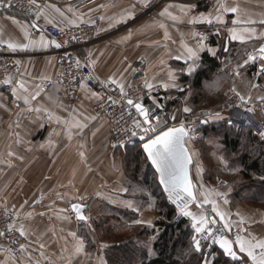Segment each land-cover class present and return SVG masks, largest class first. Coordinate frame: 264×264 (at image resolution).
<instances>
[{"label": "crops", "instance_id": "1", "mask_svg": "<svg viewBox=\"0 0 264 264\" xmlns=\"http://www.w3.org/2000/svg\"><path fill=\"white\" fill-rule=\"evenodd\" d=\"M103 1L95 0L89 4H82L79 8L50 4L42 17L47 22L66 26L77 23L93 11L100 10L101 20L97 27L96 39L94 44L92 43L94 46L90 48L91 62H95L94 65L92 63L95 77L115 78L127 86L136 76L139 66L142 69L140 79L143 81L147 78L153 83L161 79L166 80V73L171 70L175 73L179 88L165 90L156 87L157 93L150 97L162 106L167 107L168 103V106H178L182 99L179 95L184 91L183 85L186 83L183 75H189L183 44L195 46L196 38L191 33L205 35L207 47L217 52L216 56H212L207 50L201 52L196 71L204 67L203 58L209 55L221 62L222 67L215 74H221V77L217 78L223 81L229 80V77L235 78L233 74L235 68L231 69L227 65L224 56L229 52L227 50L230 42L234 45L243 44L247 52L258 50L264 44V25L259 23L260 20H264V0H227L229 5H239L240 14L239 16L234 13L225 14L223 19L227 23L223 25L188 23L191 18L202 15L214 16L218 0L194 2L163 0L157 5L156 2L161 0H115L109 5H104ZM187 4H194L196 7L186 14L182 11V6ZM151 7L156 8L157 13V17L152 21L146 19L149 15L146 12H149ZM57 8L60 12L55 11ZM166 8L168 13L178 17L177 21H173L168 14L160 15ZM237 19H250L257 23L233 24L232 22ZM149 24L159 25L158 32H147ZM139 25H142V31L145 30V33L139 32ZM233 27L241 30L252 27L256 29V34L254 38L247 39L246 33L244 41L231 40L229 29ZM25 31L29 34L27 37L24 35ZM165 32L169 38H165ZM129 33L130 38L123 39L129 36ZM41 35L46 41H51L43 30L36 28L26 19L0 11L1 44L7 46L8 42L27 43L28 39L39 40ZM220 46L224 52L218 51ZM55 48L54 44L49 43L45 48L14 51L21 54L22 63L21 72L14 81L13 88H17V92L14 93L13 90L11 93L5 92L0 82V122L9 120L8 117L11 115V120L15 122L14 136L19 139L16 142L19 148L16 145L15 148H0V209L14 211L18 217V227L23 224L29 230L31 235L27 239L24 238V243L29 245L33 260H39L40 264H68L69 259L71 264H100L101 260L108 264L107 250L115 245L117 239L101 235L103 227L101 224L104 220H110L111 229L118 228L116 237H123L130 227L138 226L134 223L135 220L151 221L153 226L160 215L149 198L151 196L149 191L142 189L140 193L135 188L126 164L127 149L112 147L110 121L94 113L92 106L96 97L92 95L93 92L83 88L76 100L71 101L58 95L57 86L53 88L45 86L47 81L53 80L56 76V54L53 52ZM245 49L235 51L234 55L245 56ZM177 56L182 58L176 59ZM253 77H255L253 72L244 65L241 76L237 80H232V85L226 83L223 90L226 92V89L235 84L242 94L250 92L253 100L259 101L257 98L264 96V92L259 87L250 89L249 82L253 83ZM21 81L28 89L26 93L29 96L28 104L19 98L23 94L18 88ZM262 86L264 87V84ZM37 90L40 91V95L32 100L31 96ZM64 120L70 122L79 120L87 123L88 127L82 133L73 129L69 138L68 126L63 123ZM0 131L5 135V131L2 129ZM189 149L194 160L192 176L197 200L200 202L205 197L216 200L220 210L230 216L233 228L225 235L234 240L239 231L241 236L264 239V208L235 199V188L231 185L232 177L228 174V162L223 155L225 148L206 150L194 148L189 144ZM10 152L14 155L9 156ZM81 152L84 153L83 157L80 155ZM142 158L144 172L149 171V162L145 160V156ZM219 181L222 183L220 186L217 184ZM124 188L129 191L124 193L122 191ZM216 193H224L229 203L225 205L223 198ZM80 197L84 199L81 201ZM112 200L115 202H111ZM127 200L132 201L134 207H138L140 211L125 207L122 202ZM76 202L86 205L84 213L91 217L88 222L91 229L87 223L76 220L71 209V204ZM191 204L189 210L196 214L197 218L204 213L205 207L209 208L210 217L216 215L211 204L205 203L203 207H199L195 203L194 208H191ZM117 210L137 215L130 220L123 219L122 213ZM64 216L68 219L61 218ZM175 218L173 222H176ZM216 218L219 220V217ZM241 220L243 224L237 229L236 224ZM190 221L192 225V220ZM72 231L85 239V249L80 254H74L72 237L69 235ZM40 243L45 245L44 249H39ZM101 245L107 247L103 248ZM217 247L220 249L218 244ZM236 248L238 252V245ZM39 251H44L50 259L40 257ZM209 254L211 252H205V257L212 264L214 254ZM3 256L4 254L0 253V258ZM18 257H21L19 264H29L26 254L22 253ZM238 257L229 258L239 264H252L250 258L245 260L246 254L238 252ZM10 264H17V261L12 260Z\"/></svg>", "mask_w": 264, "mask_h": 264}, {"label": "snow or ice", "instance_id": "2", "mask_svg": "<svg viewBox=\"0 0 264 264\" xmlns=\"http://www.w3.org/2000/svg\"><path fill=\"white\" fill-rule=\"evenodd\" d=\"M30 6L36 8V17L37 20L40 19L41 16L44 15V9L37 4L36 0H29ZM12 7L11 0H0V8H10ZM196 6L194 4H187L182 6V11L186 14L190 13ZM56 12H60V9H55ZM130 11V10H126ZM216 14L213 16L212 14L202 15L198 18H191L188 23L197 24V23H206L209 25L212 24H226L227 21L223 19L224 15L227 13H234L237 16L240 14L239 5H229L227 0L224 2H220L218 0V6L215 10ZM61 16L63 13H60ZM168 14L173 21H177L178 17L172 16L168 13L167 8L160 13V15ZM18 23V22H17ZM233 24H246L251 25L257 23L255 20L237 19L232 22ZM260 24L264 25V20L259 21ZM160 27H165L164 25H160ZM219 31V29H218ZM231 33V40L244 41L245 34L247 33V39L254 38L256 34V29L252 27H247L244 29H238L237 27H233L229 29ZM25 37L29 34L27 31L24 33ZM192 36L196 38L195 46H189L187 43L183 44L184 47V57H186L187 63V72L189 75L193 74L197 68V61L200 59V53L207 50L211 53L212 56H216L217 52L213 48H208L205 44L207 37L200 33H191ZM129 36L124 37L123 39L130 38ZM165 38L168 37V33L165 32ZM75 39V37H72ZM49 43L55 44L56 47H61L59 43L55 41H46L43 35L40 36L39 40L28 39L27 43H14L8 42L7 47L12 51L16 50H27L29 48H45L49 46ZM257 54H248L242 63H238L234 69V76L240 77L242 74V69L244 65H247L250 61L255 62L259 56L261 61V72L264 73V45H262L258 50H255ZM181 56H177L176 59H181ZM190 62V63H189ZM77 66H80L79 60H77ZM94 65V61L92 62ZM164 64V61H161V65ZM87 79H91L89 76ZM111 83H117L119 85V93L122 99H126V104L128 108L134 109L133 111H129L128 115L131 118L129 125L123 129L125 133L128 135V140L130 141L132 137L139 136L141 138V144L139 145L141 151L145 154V160L148 161L151 165L155 166L156 171L159 174V183L163 185L164 191L167 193V198L173 203H175L176 208L180 216L189 217L192 220L191 227L194 229L196 235L191 237V244L188 249L183 251L181 254L187 257H191L193 254H200L199 264H210L209 259L203 255L204 247H207L204 244V241H211L212 244H218L220 249L223 250V253L228 257H232L233 259H237L238 252L242 254H246L245 260L250 258L252 264H264V239H257L255 237H247L241 236L239 231L235 239H229L226 232H231L233 228L232 221L230 216L220 210L219 205L216 200H210L206 197L200 201V207H203V204H211L213 207V212L216 214L211 219H209L206 215L201 213L199 218L194 214L191 210H189V204L197 201V195L195 192V185L193 184L191 174H190V165L193 162V155L188 147V141L192 139L190 133L193 131L192 129L185 126V123L181 121L178 126H168V122L162 120L160 115H156V110L162 107L161 104L154 101L153 108L150 109L144 105L141 98L137 96L135 99L131 98L130 92L125 90V84L119 82L115 78L110 80ZM7 83L11 84L12 80L9 79ZM220 79L217 78L212 84L208 85L211 90L217 89L220 87ZM83 88L84 85L82 84ZM131 87L130 85L128 86ZM156 87H161L165 90L168 89H178L179 85L176 83L175 73L169 70L166 73V80L161 79L156 81L155 83L149 82L147 78L143 80V88L151 92ZM250 89H255L259 87L258 84L249 82ZM19 90L23 93L19 98H22L25 104L29 103V96L26 95L28 89L25 87L24 83L21 81L18 85ZM183 91V89H180ZM240 101L241 105L251 104L253 97L251 93L242 94L237 90L235 84L230 89ZM13 92H17V88H13ZM40 95V91L37 90L32 96L31 99L35 100L36 97ZM92 95L96 96L97 99H100L98 93H93ZM108 99L113 103H117L113 97L109 96ZM257 99L264 104V96H259ZM248 112H255V107H248L246 109ZM40 111V109H37ZM192 109L189 107H184V113H191ZM51 115V114H50ZM94 118V117H93ZM177 117L172 115L171 120L175 121ZM216 119H220L219 113H216ZM63 123L68 126L69 138H71V132L73 129L77 130L79 133H82L85 128L88 127L87 123L80 122L79 120H74L72 122L68 120H64ZM203 123H208V120H204ZM227 123H230L228 121ZM163 124V127L161 126ZM94 136L95 133H92ZM261 138H264V132L258 133ZM121 144H124L127 147V143L124 140H118L117 144L112 145V147H119ZM43 146V145H42ZM9 156L14 155L13 153H9ZM80 155L83 157L84 153L81 152ZM23 159V157H20ZM124 193H127L129 189H122ZM142 191V189H141ZM217 196L223 198V203L227 205L229 201L226 198L224 193H216ZM81 201L84 199L80 197ZM111 202H115L112 200ZM123 205L129 209H133L136 212H139L140 209L138 207H134L133 202L130 200L123 201ZM154 206V202H152ZM86 205L81 203H73L71 204V209L75 213V218L77 221H82L87 223L89 229H91V224L88 223L91 220V217L84 214V209ZM67 211V210H62ZM31 216V213L28 214ZM41 215H44L41 213ZM239 215V213H237ZM219 217V220L216 219ZM62 219L67 220L68 217H61ZM135 224L152 226L151 221H145L143 219H138L134 221ZM220 223L221 227L214 229L212 225ZM243 224V221H238L236 224L237 229L240 228V225ZM16 225L8 224L7 225V233L5 231H0V237H4L6 234H10L12 229L15 228ZM18 234L20 237L25 239L28 238L31 233L26 227L21 224L17 228ZM94 231V230H93ZM153 231H156L153 228ZM246 232L247 229H244ZM72 237L74 254H80L84 252L85 249V239L83 236L78 235L77 232L72 231L69 233ZM157 235H153L148 238L147 241L144 242V249L146 255H155L156 251L154 248V242L157 241ZM12 243L19 244V252L26 254L27 260L29 264H40L39 260H33L31 252L29 250V245L26 243H22L19 240H13ZM238 245V252L236 246ZM101 247L106 248L107 245H101ZM45 245L43 243L39 244V249H44ZM64 251V250H62ZM0 253H3V258H0V264H10L12 260H16L17 264L21 257H18L16 252H14L11 248H4L0 246ZM40 257H43L45 260H49L50 258L45 255L44 251L38 252ZM211 255V254H209ZM68 264H71V260H68ZM100 264H106V261L101 260ZM214 264V260L212 261Z\"/></svg>", "mask_w": 264, "mask_h": 264}, {"label": "built area", "instance_id": "3", "mask_svg": "<svg viewBox=\"0 0 264 264\" xmlns=\"http://www.w3.org/2000/svg\"><path fill=\"white\" fill-rule=\"evenodd\" d=\"M95 0H36L37 4L40 5L44 10L48 8L50 4H55L60 7L70 5L74 8H79L82 4H89ZM115 0H104V5H109ZM184 1H196V0H184ZM12 7L0 8V11L6 12L19 16L31 22L36 28L43 30L51 41H56L61 47H56L53 52L56 54V76L53 80L46 82L47 88H53L57 86L58 95L66 97L71 101L76 100L83 88L91 90L93 93H98L100 99L95 98L93 103V111L98 117L108 118L110 121L111 129V144H117L118 140H124L127 145L139 143L141 144V138L139 136L132 137L128 140V135L123 131L125 127L129 125L130 117L129 109L126 104V99H122L119 93V85L117 83H111V79H99L96 78L93 72L92 65L89 60L87 48L95 41L96 31L98 24L101 20L100 10L93 11L87 14L84 19L74 24L61 26L55 23H50L45 20L44 17H40L37 20L36 8L30 6L29 0H11ZM75 37V39H72ZM257 54L255 50H249L248 54ZM77 60L80 62V66H77ZM249 65L253 69L257 70L258 75L261 73L262 78L264 73L261 72V61L259 56L255 62H249ZM22 69L21 54L12 51L7 46L0 43V82L2 83L3 89L7 93H11L14 87V81L20 74ZM142 69L139 66L136 70V76L125 86V90L130 92L131 98L135 99L139 96L144 105L150 109L153 108L154 100H151L158 89L154 88L149 92L143 88V81L140 79ZM91 76V79H87ZM11 79L12 83L9 84L7 81ZM84 85L82 88L81 85ZM259 85V83H256ZM131 86L130 88L128 86ZM111 96L117 101L113 104L108 97ZM96 97V96H95ZM231 104H229L231 110L240 111L242 113V124L248 126L253 134L262 142L264 138H261L258 133L264 132V121L257 115V111L264 112V104L260 101L257 102L259 110L255 109V112H248V107H254V103L241 105L238 98L234 95L230 96ZM210 112L205 111L196 114L194 117L205 118ZM156 115H160L162 120L168 122V126H173L170 123L164 108L156 110ZM163 127V124L161 125ZM186 126V125H185ZM190 129L193 131L190 133L193 136L195 130V124H189ZM186 126V127H188ZM199 132L203 133L202 129ZM197 133V137L199 136ZM125 146L121 144L119 147ZM116 147V148H119ZM184 219V216H180L178 213L175 220L179 222ZM14 224L15 228L12 229L10 234H6L4 237H0V246L4 248H11L16 252L17 256L22 253L19 252V244L12 243L13 240H19L24 243V238L20 237L17 231L18 228V217L14 211L6 208L0 209V231L7 233V225ZM214 229L220 228L221 226H212ZM207 247H204L206 253L211 252L215 245L211 241H204Z\"/></svg>", "mask_w": 264, "mask_h": 264}, {"label": "trees", "instance_id": "4", "mask_svg": "<svg viewBox=\"0 0 264 264\" xmlns=\"http://www.w3.org/2000/svg\"><path fill=\"white\" fill-rule=\"evenodd\" d=\"M235 46V45H234ZM232 49L230 53L235 54L236 52ZM233 51V52H232ZM203 65L197 70L194 75L185 74L183 80L188 87L195 90V97L192 103L200 106H210L208 103L211 101V108L221 106L224 103V90L223 86L226 81L220 79V87L211 90L208 85L212 84L217 77L215 74L221 67V62L216 58L209 55H205L203 58ZM232 79L231 77H229ZM225 79V77H224ZM232 84V80L229 81V85ZM204 88H207V92H204ZM216 91V93H215ZM218 94V95H217ZM216 95V96H215ZM215 96V97H213ZM215 98V99H210ZM209 101V102H208ZM219 108V107H218ZM264 121V112L258 114ZM260 117V118H261ZM208 120V123H203L204 120ZM230 121V123H227ZM227 129L234 131L235 136L231 137L229 134H224V143L226 154L229 155V160L225 155L228 166L238 168L240 178L245 180V184L239 185V181L231 182V185L241 190L235 191V199L238 202H247L251 205L256 204L260 201L254 196L249 197L246 193L245 188H255L258 185L264 184V144L258 141V138L253 134L252 130L248 126H243L239 130L234 124H232L229 117H220L216 119V116L210 117L207 115L205 118H201L200 124L194 126V129H202L205 135L218 133L220 129ZM249 141V143L255 144L256 148H240L242 141ZM139 143L127 145V166L132 175V180L135 184V188L141 193V189L149 191V198L154 202L157 212L160 217L155 222V225L148 227L144 225H136L131 227V234L124 235L122 238L117 239L115 245L107 250L108 264H199L200 254H193L191 257L182 255L181 253L189 248L191 244V237L195 235L194 230L191 227L190 219L184 217L179 222H173V219L177 215V208L173 201L167 198V193L161 187L158 181V174L149 163V171L143 170V156L145 154L141 151ZM125 147V146H124ZM136 147V148H134ZM138 147V148H137ZM256 153L253 154V153ZM262 192V191H261ZM248 196V197H245ZM264 200V198L262 199ZM264 208V205H254ZM122 213L121 218L132 219L136 217V213L126 212L124 210H117ZM153 228L156 231H153ZM157 235L158 239L154 242V248L156 251L155 255H146L144 249V242L149 237ZM214 254V264H239L236 261H232L226 256L217 245L211 251ZM205 256V252L203 251Z\"/></svg>", "mask_w": 264, "mask_h": 264}, {"label": "rangeland", "instance_id": "5", "mask_svg": "<svg viewBox=\"0 0 264 264\" xmlns=\"http://www.w3.org/2000/svg\"><path fill=\"white\" fill-rule=\"evenodd\" d=\"M162 1L163 0L156 2V5L158 3H160V2H162ZM157 7H159V6H157ZM146 13L147 14L149 13V15L146 17V19H149L151 21L153 20L154 17H157L156 8H154V7L153 8L151 7L149 12H146ZM148 26H149V29H147V32H149V31H152L153 33L158 32L159 25H150L149 24ZM138 29H139V32L145 33V30L142 31V25H139ZM93 44H94V42H93ZM93 44H91L87 48V53H88L91 65H92V62H91V57H90V48L92 47ZM220 44H222V42H220ZM222 45L224 46V44H222ZM229 46L230 47H228L227 51L231 50L232 49L231 47H233L234 44H232V42H230ZM245 48H246V46H243V44L242 45L237 44V45L234 46V49H236V50H233V51H238L239 49H245ZM218 51L224 52L223 47L221 48V46H220ZM246 54H247V50L245 52V56H246ZM224 56L227 59V65L231 69H234L238 63H242L243 60L245 59V56L243 54L235 56L233 53H230V52H226ZM226 59H225V61H226ZM229 67L225 66L226 69H229ZM247 67L251 70V72H253V74L255 76V77H253V80H254L253 83H255V84L259 83L260 84L259 88H261L263 90V92H264V87L262 86L264 84V80H263L264 77L262 78L261 73H259L260 75H258L259 71L257 72V70H254L253 67H251L249 65V63L247 64ZM199 70H201V69H199ZM191 75H194V74H191ZM213 77H218V75H213ZM234 79L237 80L238 77L235 76V78H232V79H229V80L225 79V80H226V83L228 84L229 81L234 80ZM230 85H232V84H230ZM183 87H184V91L181 92V94L179 95V97L182 98V99L180 100V104H178V106H176V105H173V106L169 105L168 106L169 103L167 104V107L166 106H162V108H164L165 113L167 115V118L169 119L171 124L178 126L179 123L181 121H183L186 126H188L189 124H192V123L195 124V126H198L200 124L201 117H199V116L198 117H194V116L196 114H198V113L208 111V112H210L208 115H210L211 118L213 116L215 117L216 113H219L220 117H224V116L225 117H229L231 122H232V124H234L238 130L241 127H243L242 118H241L242 117V113L240 111L231 110V108L229 106V104H231L230 96L234 95L235 98H237L235 93H233L230 90L233 86H231V87H229L228 89L225 90L226 92H224V94H225L224 95L225 96L224 97V103L221 104V106H218L219 108L218 107L211 108L212 107L211 106V101L210 102L208 101L209 102L208 105L210 104V106H207V105L206 106L205 105L204 106H200L201 104H198L199 107H197L196 105H194V103H192V101L194 100V97H195V90H193L191 87L187 88L186 84L183 85ZM203 90H204V92L208 91L207 88H204ZM215 93H216V91H215ZM215 96H213V97H215ZM210 99L213 100L215 98H210ZM252 102L255 104L254 105L255 109L259 110V107H258V104H257L258 101L257 100H252ZM6 107H8V106H6ZM184 107L191 108L192 109L191 113H184L183 112V108ZM8 112L9 111L7 109V113ZM260 113H261L260 111H257V115L260 114ZM9 115H10V113H9ZM172 115H175L177 117V119L175 121L171 120ZM258 116L261 117L260 115H258ZM8 119L9 120H6L4 123L0 122V129H2V131H5V135H2L3 132L1 133V131H0V148H15V145L19 148V145L16 144V142L19 139H18V137L14 136L15 122L11 120V115H10V117H8ZM261 119H262V117H261ZM199 131L200 130H198V129L194 131L192 139H190L188 141V146L190 144L194 148H205L206 150L208 148H225V143H224V134H225V132H226V135L229 134L231 137L235 136L234 131L227 130L226 128L225 129H223V128L220 129L218 133L209 134V135H205L204 131H203V133H201ZM198 132H199V136L197 137V133ZM258 141H259V139H258ZM241 144H242V146L240 148H256L255 147L256 145L252 144V143H249V141H244L243 140ZM263 144H264V142H263ZM22 148H24V147H22ZM119 148H126V147L123 146V147H119ZM134 148H136V147H134ZM223 152H224L223 155H226L228 160H229V158H230L229 155L226 154V151H223ZM253 154L256 155L255 152ZM263 163H264V160H263ZM239 170L240 169H238V168H234L233 169L232 167H230V165L228 166V174L232 177V181L231 182L238 180L239 181V185L241 186V184H242V186H243L245 184V180L243 178H240L241 176H240ZM220 183H221V181H219L217 184L220 186V185H222V183L221 184ZM239 188L237 187L238 190H241ZM237 189L235 188V191H238ZM245 190H246V193L249 194V197L252 198V196H254L253 198H256L257 200H260V201L256 202V204H254V205H261V206L264 205V200H262L264 198V184L263 185H258L257 187L252 188V189L250 187H247V188H245ZM245 197H248V196L245 195ZM235 202L237 203V201H235ZM194 207H196V204L192 203L191 204V208H194ZM208 211H209V208L205 207V209L203 210V212H204L203 214L206 215L210 219L211 217H210ZM217 220H218V218H217ZM101 225L103 226L102 229H101L102 230V234L101 235H103V237L106 236V238H113V239L122 238V236H119V237L117 236L116 237V231H118L117 230L118 228L111 229V223H110L109 219L108 220H104V222ZM103 233H105V234H103ZM128 234H131V227L129 228V231H128V233L126 235H128Z\"/></svg>", "mask_w": 264, "mask_h": 264}, {"label": "water", "instance_id": "6", "mask_svg": "<svg viewBox=\"0 0 264 264\" xmlns=\"http://www.w3.org/2000/svg\"><path fill=\"white\" fill-rule=\"evenodd\" d=\"M56 42V41H55ZM57 43V42H56ZM55 45V44H54ZM264 45V44H263ZM188 128H190V126H188ZM189 147V146H188ZM193 162H194V160H193ZM193 162H192V164L190 165V174H191V178H192V181H193V184H194V180H193V176H192V165H193ZM152 167H153V169L155 170V172L158 174V172L156 171V169H155V166H153L152 165ZM158 181H159V174H158ZM161 185V184H160ZM195 185V184H194ZM161 187L163 188V185H161ZM164 190V189H163ZM195 190V192H196V189H194ZM76 203H78V202H76ZM196 204H197V206H199L200 207V202H198V200L195 202ZM85 209H86V207H85ZM85 209H84V211H85ZM85 214V213H84ZM213 216H211V218H212ZM217 219V218H216ZM216 226H219L220 224L219 223H217V224H215Z\"/></svg>", "mask_w": 264, "mask_h": 264}]
</instances>
